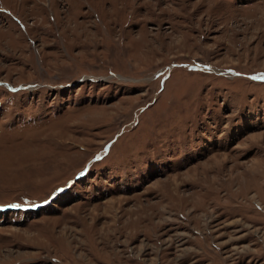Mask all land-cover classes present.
<instances>
[{
	"label": "rangeland",
	"instance_id": "rangeland-1",
	"mask_svg": "<svg viewBox=\"0 0 264 264\" xmlns=\"http://www.w3.org/2000/svg\"><path fill=\"white\" fill-rule=\"evenodd\" d=\"M0 264H264V0H0Z\"/></svg>",
	"mask_w": 264,
	"mask_h": 264
},
{
	"label": "water",
	"instance_id": "water-1",
	"mask_svg": "<svg viewBox=\"0 0 264 264\" xmlns=\"http://www.w3.org/2000/svg\"><path fill=\"white\" fill-rule=\"evenodd\" d=\"M5 207H7V206H5Z\"/></svg>",
	"mask_w": 264,
	"mask_h": 264
}]
</instances>
